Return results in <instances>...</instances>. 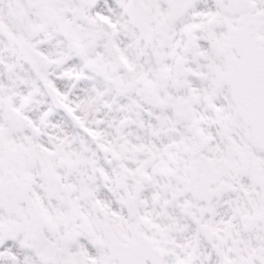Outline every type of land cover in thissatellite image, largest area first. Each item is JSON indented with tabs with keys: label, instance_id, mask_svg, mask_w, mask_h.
Masks as SVG:
<instances>
[{
	"label": "snow or ice",
	"instance_id": "6c2138e0",
	"mask_svg": "<svg viewBox=\"0 0 264 264\" xmlns=\"http://www.w3.org/2000/svg\"><path fill=\"white\" fill-rule=\"evenodd\" d=\"M0 264H264V0H0Z\"/></svg>",
	"mask_w": 264,
	"mask_h": 264
}]
</instances>
